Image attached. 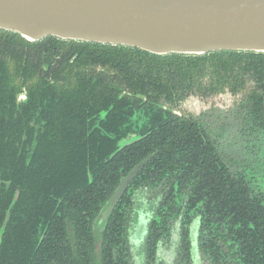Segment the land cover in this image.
<instances>
[{"label":"trees","instance_id":"1","mask_svg":"<svg viewBox=\"0 0 264 264\" xmlns=\"http://www.w3.org/2000/svg\"><path fill=\"white\" fill-rule=\"evenodd\" d=\"M227 90L243 94L233 115L246 136L240 161L226 160L205 121L163 107ZM262 150L264 52L155 54L0 29V264H132L133 195L151 189L162 198L147 264H156L158 240L179 216L181 264H191L198 215L199 248L212 264H264ZM151 153L106 220L97 252L95 218Z\"/></svg>","mask_w":264,"mask_h":264},{"label":"water","instance_id":"2","mask_svg":"<svg viewBox=\"0 0 264 264\" xmlns=\"http://www.w3.org/2000/svg\"><path fill=\"white\" fill-rule=\"evenodd\" d=\"M0 29L31 41L55 36L155 54L264 52V0H0ZM144 163L122 179L102 219ZM139 227L145 231L144 222Z\"/></svg>","mask_w":264,"mask_h":264},{"label":"flooded vegetation","instance_id":"3","mask_svg":"<svg viewBox=\"0 0 264 264\" xmlns=\"http://www.w3.org/2000/svg\"><path fill=\"white\" fill-rule=\"evenodd\" d=\"M223 94H228L230 95L234 100L233 105H231L230 109V116L227 118H217L216 121H213L212 115H210V111H216V109H219V107H212L210 109H205L198 115H194L192 113H186V112H181L179 107L181 104L188 99L191 96H196L200 98H211ZM243 97L242 93L239 94H232L228 90L225 92H221L218 94H214L211 96L207 97H202V96H197V95H190L186 97L185 99L180 100L177 103H168L166 102L163 107L165 109L171 110L174 114L178 116H184V117H193V118H199L203 121H205L206 124L210 127L209 130L211 129L213 133V137L216 139V141L219 143V149L223 156L226 158L229 157V154L225 151L222 143L218 141V133L217 130H220V134H225V131L227 129L233 128V132L239 133L242 139V150L244 151V147L246 145V136L243 135L241 129L239 127H233V123H235V120L233 119V115L235 114V110L237 105L241 102ZM27 101V90L25 87L22 88V91L18 93L17 95V103L22 104ZM225 110V109H224ZM133 135H128L126 140L124 142H129L132 141ZM123 142V143H124ZM264 150H262V155L264 156ZM242 154H245L242 152ZM153 153L147 155L144 157L141 161H139L136 165H134L119 181V184L117 185L116 189L114 190L113 194L111 195L110 199L107 201V204L103 207V209L100 211L99 215L95 218L93 222V227L95 234L99 236V239L96 244V251L99 252L101 245H102V239L100 237L101 232L104 230V224L108 217L113 213L114 209L118 205L119 201L127 191L129 185L133 182V180L139 175L140 171L149 163V161L153 157ZM226 158V160H227ZM145 161V163L141 166L137 174L129 181L128 185L125 187L123 193L119 197L118 201L114 205L113 209L107 214L105 219H102V214L103 212L108 208L110 200L112 199L113 195L115 194L116 190L118 189L121 181L123 178H125L137 165ZM16 196L18 198V192L16 193ZM15 196V198H16ZM16 198V199H17ZM162 195L159 193L158 189H151L150 191H142L138 190L134 193L133 195V201H134V206H133V214H132V220L130 222V226L128 229V239H129V244H130V253H131V258H132V264H133V247L135 249L137 248L138 254L142 257L143 263L147 264L146 262V255H147V245H146V237L149 231V225L154 218V215L157 210V206L159 202L161 201ZM144 222L145 223V231L143 232L142 230H139V225L140 223ZM170 230L169 234L165 235L164 237L159 238L158 240V247L156 251V264H181V242H182V232H181V216H179L177 219L176 218H171L170 219ZM200 224H201V217L198 215L197 217L193 218L191 225H190V241H191V257H192V262L191 264H212L210 259L206 257L204 253L199 248V235H200ZM195 226L197 229H195ZM197 232V236L195 233ZM71 234L73 235V240L71 238ZM68 236L69 239L72 243V245H75V236H74V231L71 227L68 228ZM173 236H175L176 240V249H175V255L172 258L171 262H168L166 259L162 258L159 256V252L161 250L162 244L168 245L173 239ZM196 242V244H195Z\"/></svg>","mask_w":264,"mask_h":264},{"label":"rangeland","instance_id":"4","mask_svg":"<svg viewBox=\"0 0 264 264\" xmlns=\"http://www.w3.org/2000/svg\"><path fill=\"white\" fill-rule=\"evenodd\" d=\"M234 100L230 95L223 94L211 98H200L196 96H191L186 99L181 106L179 107L181 112L192 113L194 115H198L205 109H210L212 107H219L218 110L212 112L210 111V115H212L213 121H216L217 118H227L230 116L231 111L226 110L230 109L231 105H233ZM230 107V108H229ZM225 109V110H224ZM218 133V141L222 143L225 151L231 156L232 160L240 161L243 157L242 150L243 144L241 135L239 133L233 132V128L227 129L225 134H220V130H217ZM168 245L162 244L161 250L159 252V256L166 259L168 262H171L172 258L175 255L176 249V240L175 236ZM137 248L133 247V264H144L142 257L138 254Z\"/></svg>","mask_w":264,"mask_h":264}]
</instances>
